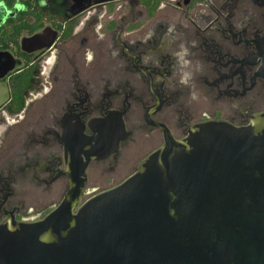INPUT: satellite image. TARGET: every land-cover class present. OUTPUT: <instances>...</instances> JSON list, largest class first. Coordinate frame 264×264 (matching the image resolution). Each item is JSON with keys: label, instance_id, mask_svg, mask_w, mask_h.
<instances>
[{"label": "flooded vegetation", "instance_id": "1", "mask_svg": "<svg viewBox=\"0 0 264 264\" xmlns=\"http://www.w3.org/2000/svg\"><path fill=\"white\" fill-rule=\"evenodd\" d=\"M84 7L76 12L77 9ZM264 37V0H0V225L36 222L60 206L71 182L58 122L122 112L119 149L89 160L80 205L122 184L165 143V124H250L264 111L263 63L244 64ZM187 47L180 83L175 53ZM102 109V112H101Z\"/></svg>", "mask_w": 264, "mask_h": 264}, {"label": "water", "instance_id": "2", "mask_svg": "<svg viewBox=\"0 0 264 264\" xmlns=\"http://www.w3.org/2000/svg\"><path fill=\"white\" fill-rule=\"evenodd\" d=\"M83 6L76 10H82ZM257 55L263 63L264 37ZM110 109L93 117L84 134L80 115L58 122L70 189L55 210L36 222L0 225V264H264V111L250 124L210 120L189 126L175 139L165 124V143L122 184L80 205L89 160L109 157L127 131L122 114Z\"/></svg>", "mask_w": 264, "mask_h": 264}, {"label": "clouds", "instance_id": "3", "mask_svg": "<svg viewBox=\"0 0 264 264\" xmlns=\"http://www.w3.org/2000/svg\"><path fill=\"white\" fill-rule=\"evenodd\" d=\"M188 55L189 50L184 46H181L180 49L175 53L176 60L179 61L182 69L180 77V83L182 84H186L188 82V78L191 76V72L189 71L191 62L187 59Z\"/></svg>", "mask_w": 264, "mask_h": 264}]
</instances>
